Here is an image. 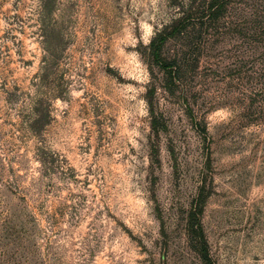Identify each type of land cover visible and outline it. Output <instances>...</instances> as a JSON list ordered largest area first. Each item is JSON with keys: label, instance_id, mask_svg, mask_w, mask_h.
<instances>
[{"label": "rangeland", "instance_id": "obj_1", "mask_svg": "<svg viewBox=\"0 0 264 264\" xmlns=\"http://www.w3.org/2000/svg\"><path fill=\"white\" fill-rule=\"evenodd\" d=\"M0 264H264V0H0Z\"/></svg>", "mask_w": 264, "mask_h": 264}]
</instances>
